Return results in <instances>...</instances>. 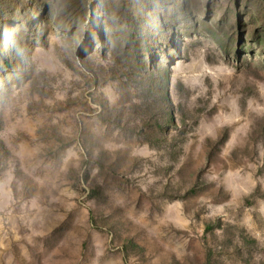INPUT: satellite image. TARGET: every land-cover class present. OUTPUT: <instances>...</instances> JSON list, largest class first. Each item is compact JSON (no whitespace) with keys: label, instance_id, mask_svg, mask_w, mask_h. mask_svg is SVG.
<instances>
[{"label":"rangeland","instance_id":"rangeland-1","mask_svg":"<svg viewBox=\"0 0 264 264\" xmlns=\"http://www.w3.org/2000/svg\"><path fill=\"white\" fill-rule=\"evenodd\" d=\"M0 264H264V0H0Z\"/></svg>","mask_w":264,"mask_h":264}]
</instances>
